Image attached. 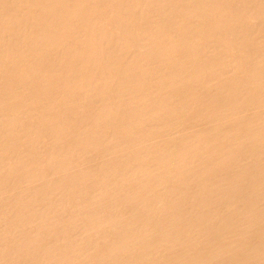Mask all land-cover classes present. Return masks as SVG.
<instances>
[{"label": "bare ground", "instance_id": "6f19581e", "mask_svg": "<svg viewBox=\"0 0 264 264\" xmlns=\"http://www.w3.org/2000/svg\"><path fill=\"white\" fill-rule=\"evenodd\" d=\"M0 264H264V0H0Z\"/></svg>", "mask_w": 264, "mask_h": 264}]
</instances>
